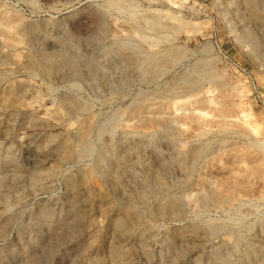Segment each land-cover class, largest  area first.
<instances>
[{
  "label": "rangeland",
  "instance_id": "1",
  "mask_svg": "<svg viewBox=\"0 0 264 264\" xmlns=\"http://www.w3.org/2000/svg\"><path fill=\"white\" fill-rule=\"evenodd\" d=\"M0 264H264V0H0Z\"/></svg>",
  "mask_w": 264,
  "mask_h": 264
},
{
  "label": "bare ground",
  "instance_id": "2",
  "mask_svg": "<svg viewBox=\"0 0 264 264\" xmlns=\"http://www.w3.org/2000/svg\"><path fill=\"white\" fill-rule=\"evenodd\" d=\"M246 117V116H245ZM96 183V182H95ZM119 252V251H118ZM116 253V252H115ZM119 256V253H116V257ZM118 259V258H117Z\"/></svg>",
  "mask_w": 264,
  "mask_h": 264
}]
</instances>
